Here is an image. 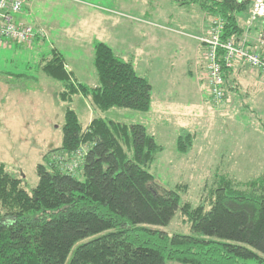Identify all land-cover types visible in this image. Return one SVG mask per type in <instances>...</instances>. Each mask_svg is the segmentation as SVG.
Instances as JSON below:
<instances>
[{
  "label": "trees",
  "instance_id": "16d2710c",
  "mask_svg": "<svg viewBox=\"0 0 264 264\" xmlns=\"http://www.w3.org/2000/svg\"><path fill=\"white\" fill-rule=\"evenodd\" d=\"M187 2L222 16L224 37L243 33L247 1ZM260 26L264 33V21ZM43 59L42 69L62 83L63 102L82 94L101 110L151 108L149 78L106 42L94 43L95 86L77 81L62 53ZM224 72L228 97L233 70ZM65 119L61 160L50 156L55 151L44 155L33 191L0 163V264H264V174L245 183L217 175L210 207L193 206L182 202V186L164 187L147 169L164 148L143 124L94 117L85 127L71 107ZM194 139V133L180 134L178 151L189 152ZM84 148L72 170L68 162ZM179 211L192 233L160 228Z\"/></svg>",
  "mask_w": 264,
  "mask_h": 264
},
{
  "label": "rangeland",
  "instance_id": "374dc122",
  "mask_svg": "<svg viewBox=\"0 0 264 264\" xmlns=\"http://www.w3.org/2000/svg\"><path fill=\"white\" fill-rule=\"evenodd\" d=\"M131 2L136 4L129 6ZM198 6L187 0H27L25 21L43 29L45 35L33 43L0 46V163L33 191L39 179L37 165L44 162V155L55 151L50 156L61 160L57 150L63 142L66 108L71 107L85 127L94 117L143 124L164 148L147 169L164 187L182 186L177 190L183 203L205 202L208 209L217 175L245 183L264 174V97H256V107L247 106L249 97L240 90L224 108L212 105L207 79L202 76L204 55L191 36L199 31L194 24L198 15L210 17ZM95 41L108 43L137 70L140 62L146 64L148 70L139 68L138 72L157 89L160 72L169 66L177 71L175 78L185 91L173 103L177 118L167 122L162 116L157 90L149 111L101 110L82 94L63 102L59 97L62 83L42 69L43 58L52 51L62 53L66 69L76 80L94 86L98 84ZM198 88L207 98L196 97ZM187 132L194 133L195 139L189 152L181 153L177 137ZM129 155L134 158L133 152ZM68 163L76 169L80 162L77 166L73 159ZM160 228L170 234L192 233L180 211Z\"/></svg>",
  "mask_w": 264,
  "mask_h": 264
},
{
  "label": "built area",
  "instance_id": "2783aa9c",
  "mask_svg": "<svg viewBox=\"0 0 264 264\" xmlns=\"http://www.w3.org/2000/svg\"><path fill=\"white\" fill-rule=\"evenodd\" d=\"M249 4V17L246 21V32L242 36L232 34L224 37L227 25L222 16H214L206 36L199 39L204 44L206 78L209 86V99L217 108L228 103L225 85V68L242 66L264 74V33L260 32L250 42V31L254 24L264 21V0H240ZM27 0H0V46L9 42L33 43L36 38L45 35L43 29L26 22L23 17ZM84 150L73 155V164L78 165L79 157ZM71 165V164H70ZM74 170V166H70Z\"/></svg>",
  "mask_w": 264,
  "mask_h": 264
},
{
  "label": "crops",
  "instance_id": "0c3cea01",
  "mask_svg": "<svg viewBox=\"0 0 264 264\" xmlns=\"http://www.w3.org/2000/svg\"><path fill=\"white\" fill-rule=\"evenodd\" d=\"M133 4H136V3L131 2L129 4V6L133 5ZM197 9L200 11H203L202 8H200L199 6ZM203 12H205V11H203ZM144 13L147 14V11H144ZM206 15L208 16V13H206ZM210 17L208 16L206 18L205 14H202L201 17L198 15V17H197L198 19H197V21L194 22V24H196V28H198L199 31L197 34H191V36H193V38L200 43V49L202 50L203 54H204L205 47H204L203 42H201V40L199 38L206 36L208 28H209V23H210V20H208V18H210ZM204 18H206V20H204ZM246 18H247V16H245V15L243 17H240L241 27H244V31L240 36H242L244 34V32H246V22H245ZM261 22H262V20L257 21L254 24V26L252 27V29L250 31V42H251L252 38L256 37L260 32H262V29L260 26ZM166 29L168 30V28H166ZM168 31H172V33H174V34L175 33L176 34L177 33H179V34L184 33L183 31L180 32L178 30H173V29H170ZM188 36H190V35H188ZM261 49L264 52V46H262ZM130 62H132V61H130ZM204 63H205V60H204ZM142 64H143V62H140V64L138 65L139 68L142 70H148L146 68V64H143V65ZM139 68L137 70L135 67L137 72L139 71ZM232 70H233V73H232L231 78L234 80V83H235L234 87L235 88L231 89L230 96L228 98V100H229L228 103L229 102L231 103V101L234 99V97L237 96V91L239 92L240 90H244L249 97V101L247 103V106H250V104L253 103L254 104L253 107H256V103H257L256 97H259V95H262L264 97V74L260 73L258 71H255V70H251L249 68H244L242 66H236V67L232 68ZM160 73L162 74V76L161 75L159 76L161 79V86L159 87V89H157L158 85H155V83H153V81H151V79L149 78L150 82L153 85L151 103H153L154 91L155 90L159 91L160 93L158 92V95L155 96V99L157 100V103L160 104V107L162 109L161 114L163 117H165V120L167 122H172L174 119L177 118V112H175L173 110L174 109L173 103L177 102L176 96L178 94H179L180 98H183L184 96L182 93L185 91L183 88H181L182 86L180 85V81L179 80L177 81V79L175 78L177 71H174L171 68V66H169L167 70H164ZM139 74L142 75L141 73H139ZM190 75L194 76L195 74L193 71H190ZM143 76H146V75H143ZM151 76H153L152 79L155 78V75H151ZM202 76H203V78L205 77V79H207L206 78V63L203 66ZM249 88H251V91H253L252 93L249 92V90H248ZM196 92H198L196 97L207 98V95L204 96L203 90H201V92H200V90L198 88V90Z\"/></svg>",
  "mask_w": 264,
  "mask_h": 264
}]
</instances>
